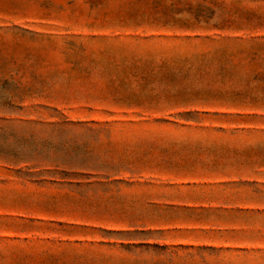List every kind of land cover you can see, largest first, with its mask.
<instances>
[{
  "label": "rangeland",
  "instance_id": "rangeland-1",
  "mask_svg": "<svg viewBox=\"0 0 264 264\" xmlns=\"http://www.w3.org/2000/svg\"><path fill=\"white\" fill-rule=\"evenodd\" d=\"M0 264H264V0H0Z\"/></svg>",
  "mask_w": 264,
  "mask_h": 264
}]
</instances>
